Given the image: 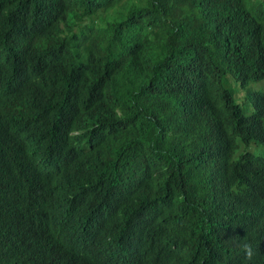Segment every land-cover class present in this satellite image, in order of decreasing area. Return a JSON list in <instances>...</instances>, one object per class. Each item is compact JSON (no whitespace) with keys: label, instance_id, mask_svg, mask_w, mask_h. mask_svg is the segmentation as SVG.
<instances>
[{"label":"trees","instance_id":"1","mask_svg":"<svg viewBox=\"0 0 264 264\" xmlns=\"http://www.w3.org/2000/svg\"><path fill=\"white\" fill-rule=\"evenodd\" d=\"M263 80L264 0H0V264L52 254L15 245L48 159L72 178L60 223L117 242L115 264H264V219L212 216L264 196V112L236 103Z\"/></svg>","mask_w":264,"mask_h":264},{"label":"clouds","instance_id":"2","mask_svg":"<svg viewBox=\"0 0 264 264\" xmlns=\"http://www.w3.org/2000/svg\"><path fill=\"white\" fill-rule=\"evenodd\" d=\"M262 82V81H261ZM250 86V85H249ZM248 86V87H249ZM248 87L238 89V94L243 95V106L236 99L237 105L242 109L245 116L251 120L261 117L264 109L255 94L264 93V88L260 91L245 90ZM76 135L77 132H74ZM95 137L84 139L85 146ZM112 143L101 145L97 155L105 153ZM257 148V152L252 149ZM251 154L264 157V150L259 145L251 144L248 147ZM85 152L94 153V147L88 148ZM238 155H234L237 158ZM32 172H39L42 175V182L33 194V198L38 203L33 206V218L24 219L18 225L16 250L31 246L35 238L41 239L44 243L54 240L52 254L44 261H28L23 264H115L118 251L117 242L107 240L98 235V228H92L89 224L80 221L61 222L63 210L74 204V194L71 189L72 178L70 175L58 171L54 167V162L48 159L34 166H26ZM241 208L223 209L218 213H212L214 219L221 222L220 228L225 226L226 221H230L236 216V211L240 210L244 219L258 221L264 219V196L262 187L258 182L250 184L247 194L240 201ZM99 213L104 210L100 206H95ZM53 208L52 210H50ZM30 209V208H29ZM4 212L10 216V195L3 202ZM42 215L44 224L36 219ZM19 219H22L20 216ZM264 245V241H263ZM253 246V245H252ZM68 252L67 255L65 253ZM245 258L253 256L251 245H244ZM19 256V255H18Z\"/></svg>","mask_w":264,"mask_h":264},{"label":"rangeland","instance_id":"3","mask_svg":"<svg viewBox=\"0 0 264 264\" xmlns=\"http://www.w3.org/2000/svg\"><path fill=\"white\" fill-rule=\"evenodd\" d=\"M264 88V80L262 82H259V83H252L250 84V86L245 90L246 92H249V91H260ZM243 95H245L244 93L242 94H236V99H237V102L243 106ZM253 152H257V148H254L252 149ZM239 152L236 153V155H238Z\"/></svg>","mask_w":264,"mask_h":264}]
</instances>
